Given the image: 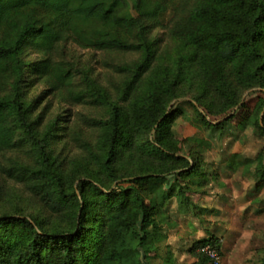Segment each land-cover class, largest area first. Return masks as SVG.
I'll return each instance as SVG.
<instances>
[{
	"label": "trees",
	"instance_id": "16d2710c",
	"mask_svg": "<svg viewBox=\"0 0 264 264\" xmlns=\"http://www.w3.org/2000/svg\"><path fill=\"white\" fill-rule=\"evenodd\" d=\"M7 11L0 0V264H155L167 239L156 214L173 200L180 214L197 209L193 194L214 176L204 150L183 153L210 144L175 135L182 110L169 105L185 84L201 80L194 99L214 117L257 89L243 124L264 136V0H24ZM69 45L109 55L116 80L79 71ZM55 101L95 114L72 122ZM195 109L222 136L234 118ZM256 171L264 178L263 161ZM207 247L223 256L212 235L190 251L198 264H216Z\"/></svg>",
	"mask_w": 264,
	"mask_h": 264
},
{
	"label": "rangeland",
	"instance_id": "374dc122",
	"mask_svg": "<svg viewBox=\"0 0 264 264\" xmlns=\"http://www.w3.org/2000/svg\"><path fill=\"white\" fill-rule=\"evenodd\" d=\"M21 1L24 0H6V14L12 5ZM170 47L175 49L171 44ZM69 51L67 59L74 62L79 71L91 70L93 76L98 77L104 85H110V82L116 80L117 75L104 64L105 60L110 59L109 55L76 45H69ZM37 57L33 55L31 59ZM113 57L118 63L131 62L137 58L135 55ZM166 61L173 63L172 59ZM194 77L191 79L194 80L193 84H185L181 97L170 103L169 110H182L174 126L176 138L184 141L196 137L210 144L203 148L192 141L189 143L192 149L186 147L183 153L190 157L192 153L204 150L202 158L205 166L214 176L205 185L203 192L193 194L192 201L198 206L197 209L187 215L180 214L177 202L173 200L164 214L161 211L156 214V218H164L166 221L162 228L167 239L160 246V257L155 260V264H162V258L167 255L171 256L175 264H198L197 258L190 251L195 242L212 235L220 238L223 244V256L219 258L218 264H264V178L256 171L257 163L264 162V136H259L252 124H243L249 114L255 113L253 110L259 94L257 89L244 92L240 103L229 114L208 116L194 99L201 86V80L196 75ZM45 89V85L40 84L35 93L39 95ZM195 108L212 123L234 118L222 136L219 132L208 131L200 124ZM65 110L69 111L65 116H71L72 122L78 113L95 114L81 106L71 107L69 104L54 102V114ZM260 116L263 118V113Z\"/></svg>",
	"mask_w": 264,
	"mask_h": 264
},
{
	"label": "built area",
	"instance_id": "2783aa9c",
	"mask_svg": "<svg viewBox=\"0 0 264 264\" xmlns=\"http://www.w3.org/2000/svg\"><path fill=\"white\" fill-rule=\"evenodd\" d=\"M204 252L207 253V255L213 259L215 261L216 264L219 263V258L220 256L216 253V251L210 249L209 247H207L206 249H204Z\"/></svg>",
	"mask_w": 264,
	"mask_h": 264
}]
</instances>
